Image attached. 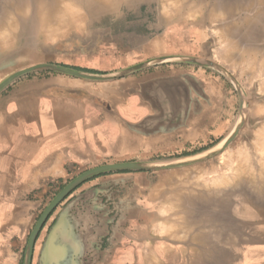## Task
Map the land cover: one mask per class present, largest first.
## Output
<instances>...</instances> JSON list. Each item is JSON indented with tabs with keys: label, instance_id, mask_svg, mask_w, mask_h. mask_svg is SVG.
<instances>
[{
	"label": "crops",
	"instance_id": "crops-1",
	"mask_svg": "<svg viewBox=\"0 0 264 264\" xmlns=\"http://www.w3.org/2000/svg\"><path fill=\"white\" fill-rule=\"evenodd\" d=\"M152 1L125 0V8L91 29L92 51L63 65L107 73L155 57L195 55L205 30L183 10ZM239 2L237 10L252 18L238 36L247 41L237 45L250 38L264 47V0ZM235 102L225 78L187 63L105 81L34 71L10 82L0 91V264H20L37 212L60 183L112 158L210 144L227 133ZM191 169L114 171L84 181L49 215L34 254L65 209L62 218L72 227L61 239L67 244L74 234L82 257L74 264H264V203L252 209L236 199L229 248L228 188H207Z\"/></svg>",
	"mask_w": 264,
	"mask_h": 264
},
{
	"label": "rangeland",
	"instance_id": "rangeland-1",
	"mask_svg": "<svg viewBox=\"0 0 264 264\" xmlns=\"http://www.w3.org/2000/svg\"><path fill=\"white\" fill-rule=\"evenodd\" d=\"M39 1H42V2L45 1L44 3L53 2V0L52 1L51 0H47V1L46 0H0V25H1L0 30L3 29L5 31L4 32L2 30V32L0 31V33L4 32V34L7 35V37H6L5 35L0 34L1 35V38H0V81L4 77H6L8 74H10V73H12V72H14L20 68L29 66L31 64L39 63V62H48V63H54V64H59V65H63V64L75 65V64H77L78 61H80L82 59V58L79 59L80 57H76L81 51L90 53L92 51V49L94 48V45H93L94 37L90 35V33L93 32L91 29H93L94 26L98 22H107V14L110 11H113L115 9L125 8V5H124L125 0H106V1L100 0L97 2L95 0H89L90 4H88L85 7H82V9L80 10L81 16H82L81 19H79L75 22L69 23V24H62V26L61 25L58 26L57 24H60V23L56 24V21L54 20V23L59 28L56 29V27H54L55 24L53 23L52 26L54 27V29L49 31V30H46L45 28L44 29L42 28V26L40 24L41 21L39 19L40 17H38V14H36L37 10H38L37 5H38ZM204 1L203 0L202 1L201 0H178L179 3H178V8H176V11L170 10L169 7L167 6V5H169L170 0H153L152 2H153V5L156 7H160V8L163 7L165 9H168L169 11H172V12H177L179 10L180 11L183 10L185 12V18L186 19H188V18L194 19L196 21L197 29H200V31L205 30V36L207 38L206 43L201 44V46L197 45V50H196L197 53L195 55H189V56H195L200 60L201 59L202 60H210V61L218 64L222 68H224L228 72V74L230 75V77H227V76L222 75L218 71H216L214 68L206 67L207 69L213 71L216 74L221 75L223 78H225L227 80L229 86L232 88V94L236 98V102L233 105V109L231 110V117L229 119L230 125H229V128L227 130V133L224 134L218 140L211 142L210 144L201 145L200 147H198L199 145H195L194 147H192L190 145V146L183 147L181 149H177L175 151L163 152V153H157V154L154 153V154L146 156V157L142 156L144 154L143 152H139V154H141L140 155L141 158H132V159L131 158L130 159L112 158V159L106 160L107 162H100L98 164H94V165L89 166L87 168H83L79 172L84 171V170L91 168L93 166L104 164V163H109V162H117V161H142V162L167 161V160H174V159L179 158V157L190 156V155H194V154L199 153V152H203L205 150H208V149L214 147L217 143L221 142L222 139L232 131V128L234 127L235 123L239 119L240 113L243 114V122H242L241 128H240L239 132L237 133L236 137L233 139V141L231 143H229V145H227L224 149L220 150L216 154L211 155L205 159L198 160L195 162H189V163L177 166V167H190V168H192L191 170H193V169L196 170L197 180L202 178V177L211 176L215 172H216L215 174L223 173L227 169L225 166L226 159H220L221 153H223L224 151H226L228 149H230L232 151V153H235L236 149L239 146H241L242 143L244 142L243 145L246 146V148L248 150L247 154L249 152L248 156L251 154L249 156V157H251L249 159V164L252 165V163H254L252 165L253 167L250 165L251 169L253 168V170H254V166L258 169V167H257L258 161H256V158L258 156V152H257L258 143H256V141H255L256 138L254 137V134L256 132L259 133L260 132L259 130L261 128L260 129H258V128L262 124H264V117H263L264 111H261V109H264V107H263V105H264V103H263L264 102L263 101L264 100V89L263 88L264 87L261 86L262 81L264 80V71L263 72L259 71V69H260V66H259L260 58L262 57L261 60L264 59V55H262V54H264V51H263L264 47H255V46L253 47L250 43H248L249 46H247V44L246 45H236L237 43H242V42L245 43L246 42V40L238 39V36H240V37L243 36V33H242V32H244L243 27H245L247 25V24H245L246 22H244V21L251 18V14H249V13L245 14L246 12L242 13V12H239L237 10V9H240V10L242 9L241 2H239L240 0H237V1L236 0H217V1L216 0H204ZM221 1H224V2H221ZM228 1H229V3H228ZM94 2H96V3H94ZM223 4H226V5H223ZM79 5H81V4L78 3V6ZM24 6H26V7H24ZM216 6H217V8L219 6V9H216ZM226 6H228V7H226ZM144 7H145V5H144ZM230 7H232L233 9H231ZM19 8H21V10ZM19 10H20V12H19ZM211 10H212V12H211ZM8 14L10 17L8 16ZM208 15H210V17ZM35 18H37V19H35ZM224 21H225V23H224ZM9 22H11V23H9ZM235 22H236L237 26H234ZM8 24H10V25L15 24V25L10 26ZM7 25L9 27H7ZM2 26L3 27L5 26L6 29H4ZM227 27H229V28L227 29ZM233 28H235V29H233ZM51 29H52V27H51ZM84 29H86V30H84ZM221 29H222V31H221ZM225 29L227 32L223 31ZM229 29L230 30L232 29L231 33H228ZM238 29H240V30L238 31ZM219 30L221 31V33L224 32V34L226 35L225 38L227 37V39H229V42L233 41V44L237 48V49L235 48V50H236V51L234 50L235 52L234 51L232 52V54L234 56L230 54L231 60L233 59L235 61L232 60L231 62H228V61L222 62V60L217 57L219 55L216 52H218L219 47H221V48L223 47V44H221V46H220L219 45L220 41H218L219 40L218 39L219 38L218 32L220 33ZM235 30L238 33L235 32ZM87 32L89 33L90 36L85 37V34ZM225 32L228 33V36ZM96 37H95V39H96ZM231 37H233L232 40L230 39ZM2 38H7V39L2 40ZM248 42H250V40H248ZM241 46H242V48H241ZM214 47H216V48H214ZM214 51H215V53L213 54L212 52H214ZM253 53H255V54H253ZM216 54H217V56H216ZM250 54H252V56L254 55L253 57L255 59L254 58L253 59L255 61L253 60V61H251L252 63L249 64V63H246L249 61H245V59L249 60V57L250 58L252 57ZM235 55H236V57H235ZM241 58H243L245 62H240V61H243V59H241ZM258 58H259V60H258ZM236 60H238V61H236ZM253 62H255L256 66H255V64L253 65ZM173 63H183V62H173ZM232 63H234V65H232L233 67L230 65ZM187 64H189V63H187ZM238 65H239V68L237 69ZM195 66H198V65H195ZM230 66L234 70H232ZM245 69H247V70H245ZM247 77H248V79H247ZM251 77H253V78H251ZM260 82H261V84H258ZM234 83H236L241 88V91L243 93L244 101H242V102H245V105L242 106V108H240V98H239V94H238V91H237ZM258 86H260L261 89ZM259 103H261L262 105ZM246 104L247 105L249 104V105L247 106ZM260 107H262V108H260ZM258 109H260V111ZM254 114H257V115H254ZM262 119H263V121H261ZM260 122L261 123L263 122V123L260 124ZM263 126L264 125H262V129H264ZM250 128H252V130ZM254 130H256V132ZM251 133H252V136L254 138L251 136ZM257 133L255 134V136L258 135ZM259 135L263 136L262 133H259ZM259 135H258V137H259ZM250 136H251V138H250ZM250 143H251V145H250ZM247 146H249V147H247ZM193 150L195 152H193ZM186 152H192V153L187 154ZM253 157L255 160L253 159ZM255 162H256V164H255ZM171 168H176V167H171ZM164 169H170V168H161V169H157V170H127V171H159V170H164ZM223 169H224V171H222ZM120 172H123V171H120ZM255 173H257V172H255ZM253 176H256V174H254ZM242 177H244L245 179ZM242 179H243V181H242ZM259 179L260 178H255L253 181H251L248 176L242 175L241 179H240L242 181V182L240 181L241 185L238 184L237 186H234V185L229 186V187L226 186L228 188L229 248H230L231 242H234V238L231 237V234H232L231 230L233 231V229L236 227V223H237L235 216L233 214L235 209H236V199L238 198L241 200V198H242V200H243L242 202L244 203L245 208H252L253 209V204L257 206L258 204L264 203V191L262 190L261 187H260V189L258 188V186H264V184L262 183V181L264 182V179L263 178H261L262 180H259ZM246 180L247 181L250 180V181L247 182ZM251 182H253L252 183L253 186H251L252 185ZM254 184H255V187L257 186L256 189L254 188ZM263 189H264V187H263ZM257 194H258V196H256ZM51 197H52V195L49 194L48 197L45 198V200L41 206V209L37 212L35 221L37 220L38 216L43 211L45 206L48 204ZM238 207H239V205H238ZM248 224L249 223L245 220L244 221L245 231H246V228H248L247 227ZM33 225H32V227H33ZM27 238H28V236H27ZM26 241H27V239H26ZM36 241H37V239H36ZM25 245H26V243H25ZM34 247H35V245H34ZM24 252H25V246H24V250L22 253L20 264H23ZM34 257L36 258L37 254H33V261H34ZM229 260H231L230 256H229ZM35 262H36V259H35Z\"/></svg>",
	"mask_w": 264,
	"mask_h": 264
},
{
	"label": "water",
	"instance_id": "water-1",
	"mask_svg": "<svg viewBox=\"0 0 264 264\" xmlns=\"http://www.w3.org/2000/svg\"><path fill=\"white\" fill-rule=\"evenodd\" d=\"M164 62H183L189 63L193 65H198L202 67H209L214 68L216 71L221 73L224 76L230 77L228 72L219 66L218 64L210 61V60H200L195 56L189 55H169V56H160L148 59L146 61H142L126 68H122L119 70H115L112 72L107 73H90L81 70H77L68 66L48 63V62H39L35 64H31L29 66L20 68L6 77H4L0 81V91L8 85L13 80L34 72V71H51L60 74H65L77 78H82L86 80L92 81H105V80H113L117 78L124 77L129 75L137 70L143 69L148 66L164 63ZM235 84V83H234ZM235 87L238 91L239 98H240V108H242V101L243 93L241 88L235 84ZM245 103V102H244ZM238 124H236L235 132L225 140V142L221 146H217V143L214 147L205 150L203 152L196 153L190 156L179 157L174 160H167V161H149V162H142V161H117V162H109L100 165L93 166L88 168L74 178H72L68 183L64 185V187L53 196V198L48 202L45 206L43 211L38 216L37 220L35 221L33 227L31 228L26 245H25V252H24V259L23 264H32L33 254H34V245L35 241L39 235V232L43 225L45 224L46 220L48 219L49 215L52 211L56 208V206L67 196L71 191H73L78 185L83 183L84 181L108 172L114 171H127V170H157L161 168H171L177 167L189 162H195L198 160L205 159L211 155L216 154L220 150L224 149L233 139L236 137L237 133L239 132L242 122H243V114L240 113ZM229 133V132H228ZM65 209L59 213L55 224L49 229L43 242L41 243V247L38 252L37 256V264H74L75 260L78 257L81 259V252L78 251L77 247V238L73 234V239L70 238L65 244L61 238L64 237L63 234L67 233V229L71 228V224L69 228L66 227L65 218L63 219L62 216L65 214ZM69 233V232H68Z\"/></svg>",
	"mask_w": 264,
	"mask_h": 264
},
{
	"label": "bare ground",
	"instance_id": "bare-ground-1",
	"mask_svg": "<svg viewBox=\"0 0 264 264\" xmlns=\"http://www.w3.org/2000/svg\"><path fill=\"white\" fill-rule=\"evenodd\" d=\"M47 1V0H46ZM52 1V0H51ZM50 1V2H51ZM96 2L97 1H100V0H95ZM103 1H106V0H103ZM202 1V0H201ZM204 1V0H203ZM217 1V0H216ZM45 1H39V3H38V5H37V8H38V10H37V13L36 14H38V17H40L39 19H40V21H41V26H42V28L44 29H46V30H53L54 29V27H56V29L57 28H59L58 26L59 25H61L62 26V24H69V23H72V22H75V21H77V20H79V19H81V9H82V7H85V6H87L88 4H90V2H89V0H53V2H51V3H44ZM49 2V1H48ZM79 4H81V5H79L78 6V3ZM96 2H94V3H96ZM180 2V1H179ZM178 0H170V2H169V5H167L168 7H169V9L170 10H172V11H176V8H178ZM205 2V1H204ZM213 2V1H212ZM221 2H224V1H221ZM227 2V1H226ZM210 3V2H209ZM215 3V2H214ZM228 3H229V1H228ZM204 4V3H203ZM200 5V4H199ZM223 5H226V4H223ZM20 6V5H19ZM191 6V5H190ZM201 6V5H200ZM207 6V5H206ZM229 6V5H228ZM228 6H226V7H228ZM24 7H26V6H24ZM200 8V7H199ZM223 8V7H222ZM225 8V7H224ZM231 9H233L232 7H230ZM18 9V8H17ZM16 9V10H17ZM20 10H21V8H19ZM201 9V8H200ZM216 9H219V6H218V8H217V6H216ZM228 9V8H227ZM236 9V8H235ZM6 10V9H5ZM20 10H19V12H20ZM202 10V9H201ZM226 10V9H225ZM202 12V11H201ZM211 12H212V10H211ZM210 12V13H211ZM223 12V11H222ZM225 12V11H224ZM207 13V12H206ZM227 13V12H226ZM233 13V12H232ZM237 13V12H236ZM219 14V13H218ZM189 15V14H188ZM212 15V14H211ZM256 15V14H255ZM8 16H9V14H8ZM209 17H210V15H208ZM226 16V15H225ZM230 16V15H229ZM10 17V16H9ZM37 17V16H36ZM222 17V16H221ZM219 18V17H218ZM237 18V17H236ZM252 18V17H251ZM257 18V17H256ZM35 19H37V18H35ZM212 19V18H211ZM245 19V18H244ZM54 20L56 21V24L57 23H60V24H57L58 26H56V24L54 23ZM178 20V19H177ZM249 20V19H248ZM254 20V19H253ZM2 21V20H1ZM222 21V20H221ZM233 21V20H232ZM242 21V20H241ZM251 21V20H250ZM249 21V22H250ZM4 22V21H3ZM2 22V23H3ZM244 22H246V21H244ZM248 22V23H249ZM257 23H260V22H258V21H256ZM9 23H11V22H9ZM53 23L55 24L54 25V27L52 26L53 25ZM224 23H225V21H224ZM254 23V22H253ZM253 23L252 24H250V25H253ZM218 24V23H217ZM220 24V23H219ZM246 24V23H245ZM8 25H10V24H8ZM7 25V27H9ZM12 25V24H11ZM10 25V26H11ZM13 25H15V24H13ZM12 25V26H13ZM233 25V24H232ZM254 25H256L255 23H254ZM1 26V25H0ZM60 26V27H61ZM234 26H237L236 25V22H235V25ZM3 27V26H2ZM51 27H52V29H51ZM223 27V26H222ZM241 27V26H240ZM251 27V26H250ZM1 28V27H0ZM4 29H6L5 28V26L3 27ZM221 28V27H220ZM229 27H227V29H228ZM249 28V27H248ZM9 29V28H8ZM233 29H235V28H233ZM251 29V28H250ZM257 29V28H256ZM2 30L3 29H1L0 31L2 32ZM232 30V29H231ZM231 30L229 29L228 31V33H231ZM240 29H238V31H239ZM4 31V30H3ZM216 31V30H215ZM218 31V30H217ZM220 31V30H219ZM221 31H222V29H221ZM221 31H220V33L218 32V36H219V40L218 41H220L219 42V45L221 46V44H223V47L221 48V47H219V50H218V52H216L219 56H217V54H216V56L218 57V58H220L221 60H222V62L224 61H228V62H231L232 60H231V58H230V54L231 55H233L232 54V52L235 50V45L233 44V41H230L229 42V39H227V37L225 38V34H224V32H222L221 33ZM223 31H226V29L225 30H223ZM5 32V31H4ZM4 32L3 33H0V34H2V35H5L6 37H7V35L6 34H4ZM8 32V31H7ZM6 32V33H7ZM227 32V31H226ZM225 32V33H226ZM235 32H237L236 30H235ZM234 32V33H235ZM246 32H248V31H246ZM245 32V33H246ZM254 32H255V30H254ZM228 33H226L227 34V36H228ZM238 33V32H237ZM253 33V32H252ZM242 34V33H241ZM244 34V33H243ZM232 35V34H231ZM235 35V34H234ZM245 35V34H244ZM247 35V34H246ZM255 35V34H254ZM256 36V35H255ZM4 37V36H3ZM230 37V36H229ZM242 37V36H241ZM259 37V36H258ZM0 38H1V35H0ZM232 38L233 37H231L230 39L232 40ZM240 38V37H239ZM238 38V39H239ZM243 38V37H242ZM241 38V39H242ZM252 38V37H251ZM3 39H7V38H2V40ZM235 39V38H234ZM245 39V38H244ZM247 39V38H246ZM253 39V38H252ZM257 39V38H256ZM249 40H250V44H251V39L249 38ZM247 41V40H246ZM254 41V40H253ZM188 42V41H187ZM232 42V43H231ZM242 42V41H241ZM259 42V41H258ZM236 44V43H235ZM254 44V43H253ZM237 45V44H236ZM240 45V44H239ZM246 45V44H245ZM255 45V44H254ZM247 46H249V45H247ZM254 47V46H253ZM214 48H216V47H214ZM241 48H242V46H241ZM251 48V47H250ZM212 49V48H211ZM237 49V48H236ZM260 49V48H259ZM242 50V49H241ZM216 51V50H215ZM215 51L214 52H212L213 54L215 53ZM236 51V50H235ZM234 51V52H235ZM264 51V50H263ZM243 52V51H242ZM256 53V52H255ZM255 53H253V54H255ZM261 53V52H260ZM242 54V53H241ZM251 56H252V54H250ZM261 55V54H260ZM262 55H264V54H262ZM234 56V55H233ZM240 56V55H239ZM243 56V55H242ZM254 56V55H253ZM249 57V60L248 59H245V61H249V62H246V63H252L251 61H253L255 58L254 57ZM256 56V55H255ZM206 57V56H205ZM235 57H236V55H235ZM234 57V58H235ZM241 57V56H240ZM216 58V57H215ZM217 58V59H218ZM233 58V57H232ZM254 58V59H253ZM260 58V57H259ZM259 58H258V60H259ZM262 58V57H261ZM261 58H260V61H259V66H260V69H259V71H264V59H262L261 60ZM204 59V58H203ZM210 59V58H209ZM241 59H243V58H241ZM202 60V59H201ZM233 61H235V60H233ZM236 61H238V60H236ZM244 61V59H243V61H240V62H245ZM255 61V60H254ZM219 62V61H218ZM258 62V61H257ZM235 63V62H234ZM234 63H232V64H230L231 66L232 65H234ZM239 64V63H238ZM241 64V63H240ZM255 64V62H253V65ZM258 64V63H257ZM229 65V64H228ZM230 66V67H231ZM252 66V65H251ZM255 66H256V64H255ZM233 67V66H232ZM232 67H231V69H232ZM248 67V66H247ZM246 67V68H247ZM254 67V66H253ZM252 67V68H253ZM239 68V65H238V67H237V69ZM249 68V67H248ZM251 68V69H252ZM254 69V68H253ZM232 70H234V69H232ZM243 70V69H242ZM241 70V71H242ZM245 70H247V69H245ZM250 70V69H249ZM255 70V69H254ZM258 70V69H257ZM240 71V72H241ZM245 72V71H244ZM255 72V71H254ZM258 72V71H257ZM243 73V72H242ZM262 74V73H261ZM247 75V74H246ZM260 75V74H259ZM251 76V75H250ZM253 76V75H252ZM256 76V75H255ZM263 76V75H262ZM254 77V76H253ZM253 77H251V78H253ZM260 77V76H259ZM247 79H248V77H247ZM235 82V81H234ZM264 80L262 81V84H261V82L260 83H258V84H261V86H263L264 87ZM240 83V82H239ZM236 84V83H235ZM259 88H260V86H258ZM262 87V88H263ZM261 89V88H260ZM264 89V88H263ZM263 91V90H262ZM253 97V96H252ZM264 101V100H263ZM264 103V102H263ZM257 104V103H256ZM259 104H261V103H259ZM245 105V103L244 102H242V106H244ZM247 105V104H246ZM249 105V104H248ZM247 105V106H248ZM262 105V104H261ZM260 105V106H261ZM263 107H264V105H263ZM260 108H262V107H260ZM247 109V108H246ZM245 110V109H244ZM259 111H260V109H258ZM258 111V112H259ZM261 111H264V109H261ZM256 112V111H255ZM254 113V112H253ZM257 113V112H256ZM261 114V113H260ZM240 115V114H239ZM254 115H257V114H254ZM259 115V114H258ZM264 117V116H263ZM238 121V120H237ZM260 121V120H259ZM261 121H263V119L261 120ZM263 123V122H262ZM261 122H260V124H262ZM236 124H238V122H236ZM234 125V127L232 128V131L229 133V134H227L223 139H222V141L217 145V146H221L224 142H225V140H227V138H229V136L230 135H232L234 132H235V129H236V126L237 125ZM259 124V125H260ZM262 125H264V124H262ZM262 125L258 128V129H262ZM264 127V126H263ZM251 130H252V128H250ZM259 130L260 132L259 133H262V135L263 136H261V135H259V133H257L256 132V130H254L258 135H259V137H258V135L257 136H255V134H254V137L256 138L255 139V141H256V143H258V149H257V152H258V156H257V158H256V161H258L257 162V167H258V169L254 166V170H253V168L251 169V166L254 164V163H252V165L251 164H249V159L251 158V157H249L248 156V154H249V152H248V154H247V148H246V146H244L243 144H244V142L242 143V145L241 146H239L237 149H236V151H235V153H232V151L230 150V149H228V150H226V151H224L223 153H221V155H220V159H226V163H225V166H226V169L227 170H225L224 171V169L222 170V171H224L223 173H218V174H213V175H211V176H206V177H202V178H200L199 180L203 183V185L204 186H206L207 188L209 187V188H211V189H213V188H215V187H220V186H223V187H225V186H237L238 184H240L241 185V182L243 181V179H242V181L240 180L241 179V176L242 175H246V176H248L249 178H250V180L251 181H253L255 178H260L259 180H262L261 178H263L264 179V129H262V130ZM252 132V131H251ZM251 136H252V133H251ZM251 136H250V138H251ZM253 137V136H252ZM253 137V138H254ZM252 138V139H253ZM251 139V140H252ZM249 141V140H248ZM231 143V142H230ZM246 143V142H245ZM229 145V144H228ZM250 145H251V143H250ZM247 147H249V146H247ZM253 147V146H252ZM254 148V147H253ZM252 148V149H253ZM251 151V150H250ZM253 151V150H252ZM251 153V152H250ZM249 157V158H248ZM253 159H254V157H253ZM255 160V159H254ZM255 164H256V162H255ZM251 165V166H250ZM253 167V166H252ZM256 169V170H255ZM198 170V169H197ZM212 172V171H211ZM255 172H257V173H255ZM213 173V172H212ZM254 174H256V176H253ZM199 178V177H198ZM242 178H244V177H242ZM245 179V178H244ZM250 180H248V181H250ZM199 181V182H200ZM241 181V182H240ZM247 181V180H246ZM247 181V182H248ZM258 181V180H257ZM240 182V183H239ZM198 183V182H197ZM253 182H251V184H252ZM262 183L264 184V182L262 181ZM248 184V183H247ZM257 184V183H256ZM250 185V184H249ZM203 186V187H204ZM251 186H253V184L251 185ZM222 187V188H223ZM257 187V186H256ZM256 187H255V184H254V188L256 189ZM260 187L262 188V190L264 191V189H263V187L264 186H258V188L260 189ZM216 188V189H217ZM221 188V189H222ZM253 189V188H252ZM254 189V190H255ZM258 189V190H259ZM209 191V190H208ZM220 191V190H219ZM261 191V190H260ZM255 192V191H254ZM215 195H217V194H215ZM214 195V196H215ZM255 196V195H254ZM256 196H258V194L256 195ZM255 196V197H256ZM183 197V196H182ZM216 197H218V196H216ZM180 198V197H179ZM218 199V198H217ZM256 199V198H255ZM261 199V198H260ZM184 200V199H183ZM176 201V200H175ZM179 202V201H178ZM255 203V202H254ZM173 205V204H172ZM179 205H181V203L179 204ZM264 205V204H263ZM163 206V205H162ZM170 206H171V204H170ZM177 206V205H176ZM175 206V207H176ZM167 208H169L168 206H167ZM186 208V207H185ZM172 209H173V206H172ZM202 209V208H201ZM206 209V208H205ZM170 210V209H169ZM167 211V210H166ZM166 211H164V213L166 212ZM262 213V212H261ZM176 215H174L173 217H175ZM177 216L179 217V215L177 214ZM263 217V216H262ZM184 218V217H183ZM175 220V219H174ZM179 220V219H178ZM178 220H176V221H178ZM181 220H182V217H181ZM183 221V220H182ZM187 221V220H186ZM185 221V222H186ZM190 223V222H189ZM162 225H164L163 223H162ZM172 225H175V224H173L172 223ZM187 225V224H186ZM176 226V225H175ZM178 226V225H177ZM180 226H182V224H180L179 225V227ZM185 226V225H184ZM188 226V225H187ZM162 228H163V226H161ZM183 227V226H182ZM181 227V229H180V231L181 230H183V229H185V228H182ZM161 228V229H162ZM166 228V227H165ZM174 228V227H173ZM164 229V228H163ZM169 229V228H168ZM171 229V228H170ZM169 229V230H170ZM187 229V228H186ZM156 230V229H155ZM157 231H158V229H157ZM160 231H163V230H160ZM179 230H178V232H180ZM161 233V232H160ZM181 234V233H180ZM180 234H178L177 233V235L179 236ZM182 235V234H181ZM180 235V236H181ZM179 236V237H180ZM173 237V236H172Z\"/></svg>",
	"mask_w": 264,
	"mask_h": 264
},
{
	"label": "trees",
	"instance_id": "trees-1",
	"mask_svg": "<svg viewBox=\"0 0 264 264\" xmlns=\"http://www.w3.org/2000/svg\"><path fill=\"white\" fill-rule=\"evenodd\" d=\"M197 151H198V150H197ZM193 152H195V151L193 150ZM186 153L188 154V153H192V152H186ZM73 177H75V175L72 176L71 178H68L64 183H60L59 186H58L57 192H58L59 190H61V189L64 187V185H65L66 183H68ZM57 192H56V193H57Z\"/></svg>",
	"mask_w": 264,
	"mask_h": 264
}]
</instances>
